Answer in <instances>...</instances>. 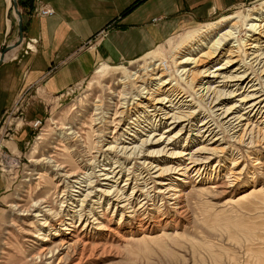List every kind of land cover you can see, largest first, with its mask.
<instances>
[{
    "label": "rangeland",
    "instance_id": "1",
    "mask_svg": "<svg viewBox=\"0 0 264 264\" xmlns=\"http://www.w3.org/2000/svg\"><path fill=\"white\" fill-rule=\"evenodd\" d=\"M263 6L264 0H259L215 14L205 22L184 24L156 48L138 58L113 63L99 61L84 78L63 94L48 96V102L16 103L0 117V264H264V111L250 119L249 130L253 129V144H248L250 139L244 144L239 137L231 138L232 132L229 134L222 129L218 131V136L223 142L211 146L218 150L224 149L225 152L220 154L221 161L214 158L204 163L206 169L203 170L204 166L201 169L204 174L197 175L195 170H191L185 176L174 169L162 174L160 181L179 190L171 191L170 194L180 196L171 199L165 192L166 199L162 201V197H158L150 202L153 204L149 205L148 221L145 224L144 221L142 223L130 218L131 212L128 210L122 214L116 206L109 204L110 197L96 191L109 187L98 183L89 189L92 196L86 208V220L84 217L81 220L79 217L69 220L64 216V225L57 224L59 221L54 212L61 213L60 199L66 182L55 173V162L46 164L40 161L48 157L47 160L52 158V161L68 165L72 171L84 168L78 155L84 154L87 148L93 150L98 135L108 141L111 139L109 137L112 134L107 133L106 136L97 130L99 126V130L104 129L105 125H94L91 119L98 115L94 113L100 112L99 116H102L107 111H110L107 120L114 117V107L109 106V102H112L109 89L113 85L118 86L114 84L118 77L136 70L149 53L157 54L161 60L164 57L170 68L168 72L174 76L176 68L172 56L177 54V47L184 43L189 32L195 33L205 24L219 20H226L228 25L239 15L244 25L245 17L251 13L248 9L255 11ZM241 29L244 35L245 26H241ZM215 32L207 45L201 48L202 52L207 51V46L219 38L221 32ZM34 47V44H27L25 50L32 52ZM233 86L237 91H241L239 87H243L242 91L245 89L244 84ZM224 100L229 106L234 98ZM101 101L102 107L96 111L95 105ZM204 112L208 114L207 107ZM66 127L74 128L67 130ZM80 128L82 132H78ZM109 128V131L113 130V126ZM165 128L166 124L157 132L160 134ZM180 128L174 129L170 136ZM188 129L178 133L179 143L173 152L183 149L180 146L184 143L191 148L187 153L194 152L206 143L202 142V137L194 135L196 130ZM72 130L78 132L77 137L63 140L61 132ZM106 143L102 145L106 147ZM137 144L140 145V142ZM161 146L164 144L145 146L143 151L148 153ZM206 155L210 154L201 153V157ZM152 157L155 158L149 160L163 168H176L179 163H188L184 159L173 160V156ZM15 159L18 164L11 163ZM235 160L238 163L233 167ZM135 161L130 159L126 166H133L131 170H135ZM239 170L243 173L240 180L235 181L231 175ZM126 177L125 172L117 183L118 188L126 182ZM128 182L131 184L122 191L125 196L130 195L135 185L134 180ZM112 183L115 184L111 181L110 185ZM157 186L164 188L162 190L168 188L162 184ZM85 194L75 197L82 199ZM45 198L50 203L42 205L44 210L38 219L34 214L39 209L23 211L35 201ZM17 204L18 207H15ZM47 204L48 207H45ZM138 204V200L135 201V206ZM52 207V211L44 212ZM46 217L48 226L40 225ZM69 221L73 222V226L65 224ZM53 224L57 225L58 231L49 227ZM66 227L69 230H64ZM52 249L54 254L49 253Z\"/></svg>",
    "mask_w": 264,
    "mask_h": 264
},
{
    "label": "bare ground",
    "instance_id": "2",
    "mask_svg": "<svg viewBox=\"0 0 264 264\" xmlns=\"http://www.w3.org/2000/svg\"><path fill=\"white\" fill-rule=\"evenodd\" d=\"M15 11L18 15L16 8ZM248 11L251 13L245 17L244 25L239 15L228 25L225 23L226 20H219L205 24L195 33L194 31L189 32L185 36L184 43L177 47L175 51L177 54L172 56L176 68L175 77L168 72L170 68L168 62L163 59L164 57L161 60L157 54L149 53V55L144 56V63L138 66L136 70L122 74L118 79L115 78L118 82L114 84H118V86L113 85V88L109 89L112 96L110 99L112 102H109V106L114 107V117L107 120V115L110 112L107 111L103 112L102 116H99L100 112H96L94 114L98 115L91 119V123L95 122L94 125L101 123V125H105L104 129L99 130L101 129L99 126L100 128L97 130L106 136L107 133L112 134L109 137L111 139L108 141V139L98 135V139L93 143V150L84 145L87 149L84 150V154L78 155L81 157L84 168L79 167L77 171H72L68 169V165L59 163L57 160L52 161V158L47 160L48 157H46V159L40 160L46 164L55 162V173L64 178L66 182V186H63L61 199L59 198L62 215L54 212L59 221L57 224L64 225V216L68 217L66 219L69 220L76 217H79L80 220L84 217L86 220V212L88 211L86 208L92 196V191L89 189L94 188V183L109 187L106 190L96 189V191L110 197L109 204L116 206L122 214L128 210L131 212L130 218L140 220L142 223L144 221L145 224L148 221L147 210L149 205L153 204L150 202L155 201L158 197H162L163 201L167 197L175 199L180 196L176 193L170 194L171 191L179 190L160 181L162 174L174 169V171L177 170L185 176H188L191 170H195L197 175H201L203 173L201 172L202 167L204 166L203 170L206 169L204 163H208L214 158L221 161L220 154L225 150H218L215 146H211L216 142H220V144L223 142V139L218 136L219 130L225 129L229 134L232 132L230 137H239V140L244 144L250 139L248 144H253L254 136L251 133L253 129L249 130L250 119L264 111V6L255 11L250 8ZM241 26H245L244 35L241 34ZM224 28H226L225 31L221 32ZM215 31L221 32L219 38L211 46H207V51L202 52L201 48L207 45V41L215 35L213 34L216 33ZM8 52L5 53L4 60ZM178 54L182 55L178 56ZM194 54L195 56H193ZM238 84H244L245 89L243 91V87H239L242 88L241 91L233 89L235 87L233 85L237 86ZM227 98H234L229 106L224 100ZM199 102H204L205 105ZM101 103L102 101L95 105L96 111L102 107ZM206 107L208 114L204 112ZM98 120L100 121L98 122ZM165 124L166 128L159 134L157 131ZM109 126H113L112 131H109ZM180 126V130L170 136L174 129ZM62 128L65 129V127ZM73 128L66 127L67 130ZM184 129L196 130L194 135L198 138L202 137V142L206 143L191 153H187L191 148L186 147L187 143H184L180 146L183 149L179 152H173L174 147L179 143L177 140L178 133ZM78 132H82V129L80 128ZM78 132L72 130L66 133L63 131L61 134H63V140H67L71 137L75 139ZM105 142H107L106 147L102 145ZM138 142L140 145L137 144ZM161 144L164 146L149 150L148 153L143 151L145 146L152 147ZM201 153L210 155L201 157ZM152 156H173V160L184 159V161L188 160V163H179V167L176 168H163L159 164L154 165V162L149 160L155 158ZM186 156L188 157L185 158ZM130 159L136 160L134 163L135 170H131L133 166L130 168L126 166V162ZM16 162L15 159L11 163L16 164ZM237 163V160L233 161V167ZM125 172L127 173L126 182L121 188H118L117 183ZM242 173V170H239L231 176L235 177L233 178L235 181H238ZM103 180L107 182L103 183ZM130 180H134L135 185L130 195L125 196L122 191L128 184H131L128 182ZM111 181L115 184L110 185ZM157 184H162L164 187L167 185L168 188L162 190L164 188L158 187ZM111 187L113 188L110 189ZM84 192H86L84 198L75 197L83 195ZM165 192L169 194L167 197ZM137 200L139 204L135 206ZM44 203H50L48 198L35 201L30 206L31 208H26L23 211L39 209L34 214V217L38 219L39 216H42L40 212L44 210L42 208ZM75 203H78L80 207ZM15 207H18V204ZM52 210L53 207L44 212ZM46 223L47 217L44 223L39 224L48 226ZM65 224L73 226L72 221ZM56 226L53 224L49 227L58 231ZM64 230H69V228L66 227ZM46 249L48 250V248L43 250ZM53 252V249L49 250V253ZM62 259L63 257L60 258V261Z\"/></svg>",
    "mask_w": 264,
    "mask_h": 264
},
{
    "label": "crops",
    "instance_id": "3",
    "mask_svg": "<svg viewBox=\"0 0 264 264\" xmlns=\"http://www.w3.org/2000/svg\"><path fill=\"white\" fill-rule=\"evenodd\" d=\"M259 0H17L24 41L0 65V117L19 102H48L99 61L133 60L184 24ZM15 0H0V55L19 39ZM52 8L50 16L38 8ZM34 44L32 52L25 46Z\"/></svg>",
    "mask_w": 264,
    "mask_h": 264
},
{
    "label": "water",
    "instance_id": "4",
    "mask_svg": "<svg viewBox=\"0 0 264 264\" xmlns=\"http://www.w3.org/2000/svg\"><path fill=\"white\" fill-rule=\"evenodd\" d=\"M15 8L17 9V12H18V15H19V32H20L19 40L15 44H12V45L7 46L5 48V50L3 51V53H2V55L0 57V65L4 61V55H5V53L8 52V51H10V50H13L17 46H19L22 43L23 38H24V35H23V20H22V14L18 10V4H17L16 0H15Z\"/></svg>",
    "mask_w": 264,
    "mask_h": 264
},
{
    "label": "built area",
    "instance_id": "5",
    "mask_svg": "<svg viewBox=\"0 0 264 264\" xmlns=\"http://www.w3.org/2000/svg\"><path fill=\"white\" fill-rule=\"evenodd\" d=\"M38 14H43V15H53L55 11L52 8L46 9V8H39L37 10Z\"/></svg>",
    "mask_w": 264,
    "mask_h": 264
}]
</instances>
